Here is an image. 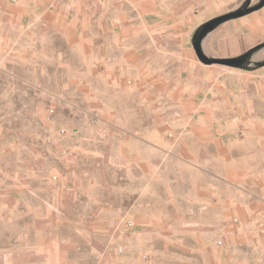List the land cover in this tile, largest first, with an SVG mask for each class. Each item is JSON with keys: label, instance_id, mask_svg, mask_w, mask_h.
<instances>
[{"label": "rangeland", "instance_id": "obj_1", "mask_svg": "<svg viewBox=\"0 0 264 264\" xmlns=\"http://www.w3.org/2000/svg\"><path fill=\"white\" fill-rule=\"evenodd\" d=\"M107 1L0 0V264H200L195 254L163 252L182 236L146 235L151 193L130 149L159 130L177 144L181 110L146 88L98 92L83 60L91 48L82 22L108 19ZM209 40L208 55L220 58ZM254 59L264 62V49ZM63 131L76 134L66 141ZM239 226L221 227L220 246L237 242L230 234Z\"/></svg>", "mask_w": 264, "mask_h": 264}, {"label": "crops", "instance_id": "obj_2", "mask_svg": "<svg viewBox=\"0 0 264 264\" xmlns=\"http://www.w3.org/2000/svg\"><path fill=\"white\" fill-rule=\"evenodd\" d=\"M244 2L108 0V19L82 22V39L91 48L83 60L98 92L146 88L169 94L167 103L172 98L181 110L177 144L159 130L148 141L133 140L130 149L141 156L151 193L140 220L146 235L182 236L177 244L164 242L163 252L195 254L200 264L264 257V228L258 223L264 220V67L206 66L193 47L203 24ZM203 13L213 15L203 21ZM209 39L220 58L243 55L264 43V8L224 23ZM158 188L165 192L159 195ZM235 221L239 231L230 236L237 242L220 246L221 227Z\"/></svg>", "mask_w": 264, "mask_h": 264}, {"label": "water", "instance_id": "obj_3", "mask_svg": "<svg viewBox=\"0 0 264 264\" xmlns=\"http://www.w3.org/2000/svg\"><path fill=\"white\" fill-rule=\"evenodd\" d=\"M264 8V0H260L257 4L252 5V0H245L242 6L237 10L228 14L216 17L205 24H203L194 34L193 47L200 59L205 65L221 64L236 69L249 70L251 67H264V62H259L254 59L255 53L264 49V43L259 46L250 49L243 55L236 58H215L210 57L205 52L204 43L210 37V35L216 31L224 23L242 18L253 12L259 11Z\"/></svg>", "mask_w": 264, "mask_h": 264}, {"label": "built area", "instance_id": "obj_4", "mask_svg": "<svg viewBox=\"0 0 264 264\" xmlns=\"http://www.w3.org/2000/svg\"><path fill=\"white\" fill-rule=\"evenodd\" d=\"M75 134H76V133H74V132L63 131V132H62V137H63L64 140L67 141V140H71V139H73V137H74ZM65 149H66V148H65ZM65 149H64V154H65V156H66V157H72V156H71V153L69 152V150H67V149L65 150ZM65 156H64V157H65ZM73 157H74V156H73ZM73 157H72V158H73ZM72 158H71V159H72ZM58 178H59L58 176H54L53 179L56 181V180H58ZM130 227H134V224H133L132 222L130 223ZM115 254H116V256H118V257H119V256H123V255L126 254V249L120 247L119 249H117V251H116Z\"/></svg>", "mask_w": 264, "mask_h": 264}, {"label": "bare ground", "instance_id": "obj_5", "mask_svg": "<svg viewBox=\"0 0 264 264\" xmlns=\"http://www.w3.org/2000/svg\"><path fill=\"white\" fill-rule=\"evenodd\" d=\"M204 46H205V43H204Z\"/></svg>", "mask_w": 264, "mask_h": 264}]
</instances>
